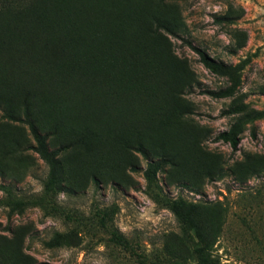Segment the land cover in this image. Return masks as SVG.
Listing matches in <instances>:
<instances>
[{"label": "rangeland", "instance_id": "1", "mask_svg": "<svg viewBox=\"0 0 264 264\" xmlns=\"http://www.w3.org/2000/svg\"><path fill=\"white\" fill-rule=\"evenodd\" d=\"M81 1L123 33L130 73L64 75L31 3L0 9V264H264V0ZM25 108L52 185L6 116ZM167 200L195 206L187 225Z\"/></svg>", "mask_w": 264, "mask_h": 264}, {"label": "trees", "instance_id": "2", "mask_svg": "<svg viewBox=\"0 0 264 264\" xmlns=\"http://www.w3.org/2000/svg\"><path fill=\"white\" fill-rule=\"evenodd\" d=\"M21 1L0 0V9L7 6H17ZM26 1L30 2L33 7L18 10L35 11L38 29L47 38L46 47L55 49L58 54V56L54 57L53 64L58 68L67 69L65 70L67 73L64 75L88 77L95 72H101L103 68L106 69L111 65L117 66L120 72H131L130 66L133 63L129 60L128 51L121 47L120 43V48H118V42L123 41V33L119 35L115 32L113 20L91 16L87 9L89 7L81 0H76L70 5L68 0ZM114 7L117 11H120L117 4H113ZM101 24L106 29L101 28ZM117 35L119 36V41ZM192 48L204 66L216 71L224 70L225 66L221 62L210 58L204 50L194 46ZM119 64H124L126 70ZM209 93L216 95L212 91H209ZM6 116L10 120L23 122L28 126L34 142L31 147L47 165V185H52L56 175L57 160L55 151L48 149L45 134L41 133L36 127L26 108L22 117L12 114H6ZM235 143V140L232 139L231 144L233 147H235ZM158 166V162H147L143 172L147 185L152 183V175ZM166 205L176 216L177 220L185 225L188 224L195 211L193 204L185 209L183 200H167ZM113 238L121 240L122 237L118 233L113 232ZM204 244L208 243L204 241ZM202 251V246L196 247L197 253H202Z\"/></svg>", "mask_w": 264, "mask_h": 264}, {"label": "bare ground", "instance_id": "3", "mask_svg": "<svg viewBox=\"0 0 264 264\" xmlns=\"http://www.w3.org/2000/svg\"><path fill=\"white\" fill-rule=\"evenodd\" d=\"M132 21H133V19H132ZM125 32V31H124ZM8 42V41H7ZM9 44V43H8ZM10 46V45H9ZM14 46V45H13ZM125 47V46H124ZM13 48V47H12ZM117 48V47H116ZM133 49V48H132ZM10 50H12V49H10ZM109 51V50H108ZM26 52V51H25ZM2 53V52H1ZM113 54V53H112ZM127 54V53H126ZM114 55V54H113ZM4 56V55H3ZM111 59V58H110ZM121 59V58H120ZM107 60H108V58H107ZM119 60V59H118ZM126 64V63H125ZM128 65V64H127ZM127 65H126V67H127ZM123 66V65H122ZM104 67V66H103ZM103 70H104V68H103ZM123 71V70H122ZM110 72V71H109ZM130 73V72H129ZM100 74V73H99ZM132 74V73H131ZM139 74V73H138ZM125 75V74H124ZM133 75V74H132ZM131 75V76H132ZM118 77V76H117ZM142 77V76H141ZM106 78V77H105ZM131 78V77H130ZM114 79V78H113ZM108 81H110V80H108ZM107 82V81H106ZM129 83V82H128ZM108 84H109V82H108ZM129 84H131V83H129ZM107 85V84H106ZM139 85V84H138ZM104 87H105V85H104ZM107 87V86H106ZM113 87H115V83H114V86ZM101 88V87H100ZM122 90V89H121ZM126 90V89H125ZM135 90V89H134ZM146 90H149V89H146ZM127 91V90H126ZM115 92V91H114ZM123 92V91H122ZM132 92H133V90H132ZM143 92V91H142ZM110 93V92H109ZM125 93V92H124ZM113 94V93H112ZM133 94V93H132ZM116 96V95H115ZM135 97V96H134ZM113 99V98H112ZM121 100V99H120ZM140 100H142V99H140ZM118 101V100H117Z\"/></svg>", "mask_w": 264, "mask_h": 264}]
</instances>
